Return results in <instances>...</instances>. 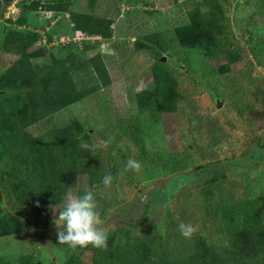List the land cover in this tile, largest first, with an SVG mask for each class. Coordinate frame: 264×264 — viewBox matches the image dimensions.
Returning a JSON list of instances; mask_svg holds the SVG:
<instances>
[{
  "label": "trees",
  "instance_id": "1",
  "mask_svg": "<svg viewBox=\"0 0 264 264\" xmlns=\"http://www.w3.org/2000/svg\"><path fill=\"white\" fill-rule=\"evenodd\" d=\"M10 4L12 0H3ZM121 0H87L88 12L72 11L70 4L62 0L31 2L30 11L66 12L75 31L103 39L112 37V16L119 9ZM264 21V0H260ZM188 23L176 29V37L183 50L204 51L207 61L241 52L235 40L227 9L219 0H184ZM19 23L25 24L27 21ZM21 31L7 41L5 51L32 47L38 38ZM73 50L77 51L74 46ZM68 48V47H67ZM20 54H23V51ZM41 51L43 50L40 48ZM168 50L162 44L156 56L154 89L151 96L142 102L141 115L171 114L183 116L184 126L195 156L207 165L217 158L223 148V129L208 116L201 114L196 104L178 92L174 70L160 60ZM36 51V50H34ZM254 64L264 68V42L251 45ZM37 55L38 52H33ZM41 56L44 53L39 52ZM187 64L186 58H178ZM240 59L239 56L231 58ZM207 65V64H206ZM208 66V65H207ZM206 66V67H207ZM88 70L97 83L89 88L78 89L74 74ZM240 74L241 81L230 79L222 98L225 109L238 118L256 109L259 103L254 86L257 77L251 72ZM111 78L99 52L84 60H78L75 51L64 56L50 55L41 65L29 64L18 58L0 77V98L15 102V107L0 112V190L4 193L9 208L3 211L0 204V237L28 232L34 228L49 226L45 215L59 206L66 192L76 189L82 195L85 189L103 191L102 177L89 160L93 150L81 147L82 142L92 144L91 135L76 131L75 120L66 127L47 126L58 114L99 89H108ZM264 83V81L262 82ZM260 83V85H262ZM261 91V90H260ZM45 125L42 132L34 134L30 128ZM130 140H132L131 143ZM133 151L120 152L113 160L110 172L116 179L125 170L121 160L135 159L142 165L161 167V171L178 173L187 169L188 155L164 158L159 152H149L141 143L128 139ZM109 174V173H107ZM86 176V185L77 188V177ZM115 179V180H116ZM114 180V181H115ZM104 193V192H103ZM100 213L107 211L109 200L97 196ZM28 206L32 211L22 207ZM264 194L251 197H236L232 183L212 176L203 186L199 196L191 203L180 202L166 219V234L161 237L156 227L145 223L140 217L133 229L118 227L109 229L106 250L92 245L76 264H264ZM192 223L197 231L191 239L183 237L179 223ZM137 230V232L135 231ZM116 239L119 243L115 244ZM67 248V246H66ZM66 252V263L69 261ZM17 264H32L29 255L17 259ZM68 260V261H67ZM7 264H14L13 261ZM68 264V263H67Z\"/></svg>",
  "mask_w": 264,
  "mask_h": 264
},
{
  "label": "rangeland",
  "instance_id": "2",
  "mask_svg": "<svg viewBox=\"0 0 264 264\" xmlns=\"http://www.w3.org/2000/svg\"><path fill=\"white\" fill-rule=\"evenodd\" d=\"M13 1L6 4L0 0V77L18 58L41 65L50 55L64 56L70 51L76 52L78 60L87 59L96 52L102 56L112 82L109 88L99 89L79 100L47 125L66 127L73 119L77 124L74 130L88 132L92 144L97 145L89 160L99 174L112 172L113 160L120 152L133 151L129 144L132 140L127 143L131 138L141 143L146 151H157L164 158H180L184 152L188 155L187 169L178 173L163 172L160 166L150 165H142L141 171L136 173L126 169L130 154L121 160L125 171L110 188H103L110 202L107 211L101 213L102 226L107 231L118 227L133 229L135 222L145 216V223L156 227L164 237L170 211L180 202L191 203L212 176L225 179L226 185L232 183L236 197L264 194V68L254 64L250 52L251 45L264 42L260 0H219L227 9L241 52L237 54L238 60H232L237 56L230 55L213 61H207L204 51L180 48L176 29L188 23L182 6L184 0H121L117 13L111 18L110 39L75 31L66 12L24 8L35 1L44 6L47 0H16L14 7ZM62 1L69 3L72 11L88 12L87 0ZM23 16L27 22L19 26L24 22ZM21 31L28 34L26 42L31 37L38 41L32 47L19 46L5 51L3 47L7 41L9 43ZM162 44L168 50L161 54L160 60L164 58L162 62L173 68L178 92L223 129L221 153L207 165L193 153L183 116H150L138 111L139 105L154 89L159 71L155 65L156 56L161 53ZM39 52L44 53L43 56ZM178 58H186L187 64ZM245 71L257 77L250 90L255 93L254 88L258 92L259 103L253 112L238 118L225 109L226 101L221 92L230 79L241 81L239 73ZM74 78L80 90L97 83L88 70L77 71ZM13 107L15 102L0 98V112ZM44 127L36 125L30 130L37 134ZM86 180L85 175H79L77 188L84 187ZM71 192L76 194V189ZM0 204L3 211L10 206L1 190ZM63 204L64 198L57 211ZM22 208L32 211L28 206ZM53 209L45 215L51 222L49 226L0 237V264L10 261L17 264V259L24 255L32 257V264H76V259L82 261L87 256L85 247L72 248L66 263V249L69 248L59 245L54 223L58 213ZM206 264H209L208 259Z\"/></svg>",
  "mask_w": 264,
  "mask_h": 264
},
{
  "label": "clouds",
  "instance_id": "3",
  "mask_svg": "<svg viewBox=\"0 0 264 264\" xmlns=\"http://www.w3.org/2000/svg\"><path fill=\"white\" fill-rule=\"evenodd\" d=\"M81 147L94 151L97 145L82 142ZM126 169L139 173L142 164L130 158L126 163ZM115 179L116 177L111 173L104 175L101 181L103 187L110 188ZM98 195L103 197V191L98 193L94 189H85L82 195L68 191L64 195L63 208L57 211V206L54 207L53 211L58 213L54 223L57 227L59 245H66L69 249L89 245L107 249L109 233L102 226V217L98 209ZM178 227L181 235L187 239H191L197 231L196 226L192 223L180 222Z\"/></svg>",
  "mask_w": 264,
  "mask_h": 264
},
{
  "label": "water",
  "instance_id": "4",
  "mask_svg": "<svg viewBox=\"0 0 264 264\" xmlns=\"http://www.w3.org/2000/svg\"><path fill=\"white\" fill-rule=\"evenodd\" d=\"M161 61H164V58H161ZM217 107L220 108V103L217 102Z\"/></svg>",
  "mask_w": 264,
  "mask_h": 264
},
{
  "label": "built area",
  "instance_id": "5",
  "mask_svg": "<svg viewBox=\"0 0 264 264\" xmlns=\"http://www.w3.org/2000/svg\"><path fill=\"white\" fill-rule=\"evenodd\" d=\"M15 3H16V0L12 2V6H13V7L15 6V5H14Z\"/></svg>",
  "mask_w": 264,
  "mask_h": 264
},
{
  "label": "crops",
  "instance_id": "6",
  "mask_svg": "<svg viewBox=\"0 0 264 264\" xmlns=\"http://www.w3.org/2000/svg\"><path fill=\"white\" fill-rule=\"evenodd\" d=\"M78 32V31H77ZM66 249V248H65ZM66 251H68V249H66Z\"/></svg>",
  "mask_w": 264,
  "mask_h": 264
}]
</instances>
